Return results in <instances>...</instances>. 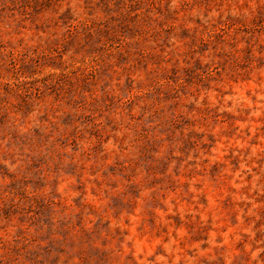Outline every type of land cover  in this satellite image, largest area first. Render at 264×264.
Instances as JSON below:
<instances>
[{"label": "rangeland", "instance_id": "obj_1", "mask_svg": "<svg viewBox=\"0 0 264 264\" xmlns=\"http://www.w3.org/2000/svg\"><path fill=\"white\" fill-rule=\"evenodd\" d=\"M0 264H264V0H0Z\"/></svg>", "mask_w": 264, "mask_h": 264}]
</instances>
